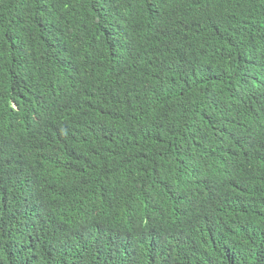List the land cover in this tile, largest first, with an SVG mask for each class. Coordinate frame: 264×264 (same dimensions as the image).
Instances as JSON below:
<instances>
[{"label":"trees","instance_id":"trees-1","mask_svg":"<svg viewBox=\"0 0 264 264\" xmlns=\"http://www.w3.org/2000/svg\"><path fill=\"white\" fill-rule=\"evenodd\" d=\"M0 264H264V0H0Z\"/></svg>","mask_w":264,"mask_h":264}]
</instances>
